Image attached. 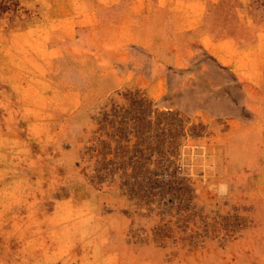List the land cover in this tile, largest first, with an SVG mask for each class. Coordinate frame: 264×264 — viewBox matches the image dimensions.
<instances>
[{"label": "rangeland", "instance_id": "rangeland-1", "mask_svg": "<svg viewBox=\"0 0 264 264\" xmlns=\"http://www.w3.org/2000/svg\"><path fill=\"white\" fill-rule=\"evenodd\" d=\"M0 264H264V0H0Z\"/></svg>", "mask_w": 264, "mask_h": 264}]
</instances>
